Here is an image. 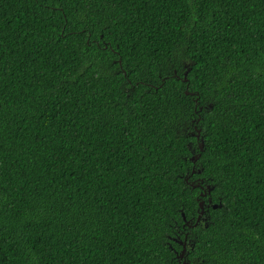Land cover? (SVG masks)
Here are the masks:
<instances>
[{
  "label": "trees",
  "instance_id": "obj_1",
  "mask_svg": "<svg viewBox=\"0 0 264 264\" xmlns=\"http://www.w3.org/2000/svg\"><path fill=\"white\" fill-rule=\"evenodd\" d=\"M186 237L264 264V0H0V264H183Z\"/></svg>",
  "mask_w": 264,
  "mask_h": 264
},
{
  "label": "water",
  "instance_id": "obj_2",
  "mask_svg": "<svg viewBox=\"0 0 264 264\" xmlns=\"http://www.w3.org/2000/svg\"><path fill=\"white\" fill-rule=\"evenodd\" d=\"M185 81H187V78H185ZM197 138H198V140H200V131H198ZM199 147H200L201 151H203V149H204V143H203V140H202V142L200 143V146H199ZM199 159H200V155H198V156H194V157L192 158V160H193L194 162H197ZM209 193H210V187H209ZM203 195H205V194H203ZM204 205H205V203H204V202H201L200 207H201V210H202V211H201V213H200V215H199V217H198V222H197V223L200 222L202 216H203L204 213H205V211H204ZM218 207H221V205H213V208H214V209H217ZM184 220H186L185 217H184ZM186 225H190V223L187 222V220H186ZM190 226H192V225H190ZM185 252H186V249L184 248L183 251H182V253L179 255L180 260L184 259ZM183 264H189V263L184 262Z\"/></svg>",
  "mask_w": 264,
  "mask_h": 264
},
{
  "label": "flooded vegetation",
  "instance_id": "obj_3",
  "mask_svg": "<svg viewBox=\"0 0 264 264\" xmlns=\"http://www.w3.org/2000/svg\"><path fill=\"white\" fill-rule=\"evenodd\" d=\"M204 216V215H203ZM204 220H206V217L203 219V218H201V220L200 221H203L204 222ZM190 245V240H188L187 239V237L185 238V241L183 242V246H184V248L186 249V252H185V256H184V259H182L183 261H187V249H188V246ZM183 248V249H184ZM182 261V262H183Z\"/></svg>",
  "mask_w": 264,
  "mask_h": 264
},
{
  "label": "clouds",
  "instance_id": "obj_4",
  "mask_svg": "<svg viewBox=\"0 0 264 264\" xmlns=\"http://www.w3.org/2000/svg\"><path fill=\"white\" fill-rule=\"evenodd\" d=\"M184 262H187V261L185 260V261H183V263H184ZM187 263H188V262H187Z\"/></svg>",
  "mask_w": 264,
  "mask_h": 264
}]
</instances>
